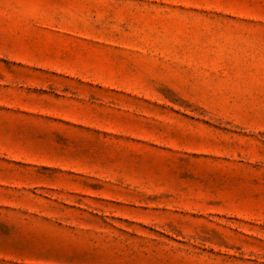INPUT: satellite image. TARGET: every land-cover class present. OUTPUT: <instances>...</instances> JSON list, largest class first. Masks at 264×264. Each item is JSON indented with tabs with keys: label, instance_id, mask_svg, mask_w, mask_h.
Instances as JSON below:
<instances>
[{
	"label": "rangeland",
	"instance_id": "1",
	"mask_svg": "<svg viewBox=\"0 0 264 264\" xmlns=\"http://www.w3.org/2000/svg\"><path fill=\"white\" fill-rule=\"evenodd\" d=\"M0 264H264V0H0Z\"/></svg>",
	"mask_w": 264,
	"mask_h": 264
}]
</instances>
